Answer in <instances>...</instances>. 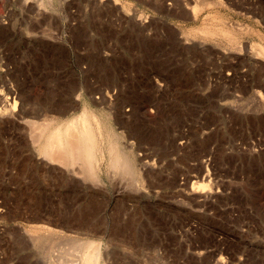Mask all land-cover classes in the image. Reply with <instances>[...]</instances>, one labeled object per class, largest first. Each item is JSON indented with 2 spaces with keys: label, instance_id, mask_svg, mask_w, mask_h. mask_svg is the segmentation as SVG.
<instances>
[{
  "label": "rangeland",
  "instance_id": "rangeland-1",
  "mask_svg": "<svg viewBox=\"0 0 264 264\" xmlns=\"http://www.w3.org/2000/svg\"><path fill=\"white\" fill-rule=\"evenodd\" d=\"M85 110L94 178L41 149ZM88 238L100 264H264V0H0V264Z\"/></svg>",
  "mask_w": 264,
  "mask_h": 264
},
{
  "label": "bare ground",
  "instance_id": "bare-ground-1",
  "mask_svg": "<svg viewBox=\"0 0 264 264\" xmlns=\"http://www.w3.org/2000/svg\"><path fill=\"white\" fill-rule=\"evenodd\" d=\"M51 122L46 123V125L44 124V128L42 127L41 132L43 135L40 132V137L44 136L45 138L44 146L41 149L49 154L50 157L56 159V161L59 160V163L64 162L65 164L66 162L69 165L81 163L84 165V169L90 171V173L86 171L87 175L89 174L92 178L96 177L93 160L96 152L97 138L91 125L90 111L85 110L80 118L58 125L54 129L50 128L52 126ZM115 163L116 165H121L124 170H127L131 165L127 160L122 159L121 155L117 157ZM129 172H131V169ZM199 188H205L204 183L200 184ZM100 244L92 238L80 241L78 245L81 247L78 248L76 246L78 249L81 248L80 252L75 249L76 252L72 256L65 257L63 264H100Z\"/></svg>",
  "mask_w": 264,
  "mask_h": 264
}]
</instances>
